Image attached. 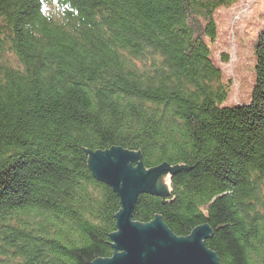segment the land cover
I'll return each mask as SVG.
<instances>
[{
  "label": "trees",
  "instance_id": "obj_1",
  "mask_svg": "<svg viewBox=\"0 0 264 264\" xmlns=\"http://www.w3.org/2000/svg\"><path fill=\"white\" fill-rule=\"evenodd\" d=\"M237 1L0 0V261L112 258L120 200L87 152L121 147L177 168L134 222L207 225L220 264H264V22L249 103L224 106L211 57Z\"/></svg>",
  "mask_w": 264,
  "mask_h": 264
},
{
  "label": "water",
  "instance_id": "obj_2",
  "mask_svg": "<svg viewBox=\"0 0 264 264\" xmlns=\"http://www.w3.org/2000/svg\"><path fill=\"white\" fill-rule=\"evenodd\" d=\"M87 155L94 178L109 186L121 205L116 215L117 231L110 235L113 256L92 264H220L216 254L205 246L211 234L207 225L197 227L187 238H179L160 217L148 224L133 221L139 196L165 193V186L158 180L172 176L177 168L163 164L147 170L140 153L121 147Z\"/></svg>",
  "mask_w": 264,
  "mask_h": 264
},
{
  "label": "rangeland",
  "instance_id": "obj_3",
  "mask_svg": "<svg viewBox=\"0 0 264 264\" xmlns=\"http://www.w3.org/2000/svg\"><path fill=\"white\" fill-rule=\"evenodd\" d=\"M217 39L211 44L213 62L230 91L224 106L249 103L255 82V46L264 22V0H238L215 13ZM12 66L17 63L9 57ZM168 185V175L158 180ZM0 264H4L0 261Z\"/></svg>",
  "mask_w": 264,
  "mask_h": 264
}]
</instances>
